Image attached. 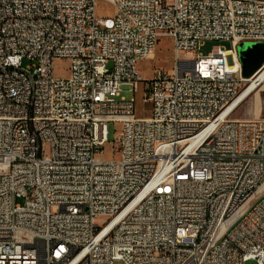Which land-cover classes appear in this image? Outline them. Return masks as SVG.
Returning <instances> with one entry per match:
<instances>
[{"label": "built area", "instance_id": "2783aa9c", "mask_svg": "<svg viewBox=\"0 0 264 264\" xmlns=\"http://www.w3.org/2000/svg\"><path fill=\"white\" fill-rule=\"evenodd\" d=\"M98 1L0 0V264H264V115L234 117L264 0Z\"/></svg>", "mask_w": 264, "mask_h": 264}, {"label": "rangeland", "instance_id": "374dc122", "mask_svg": "<svg viewBox=\"0 0 264 264\" xmlns=\"http://www.w3.org/2000/svg\"><path fill=\"white\" fill-rule=\"evenodd\" d=\"M113 5L106 0H99L97 2V16L106 17L112 16L114 14ZM221 46L226 50L231 49L229 43H219V42H206L200 49V53L203 56H208L215 47ZM30 62L24 60L23 65L27 66ZM69 63L66 60H58L54 64V74L57 77L64 78L68 75ZM140 73L145 79H150L155 70L161 69L165 72H170L173 68V48L172 42L166 38L160 39L154 57L150 61L140 62L138 65ZM124 90H128V87H123ZM264 89V88H263ZM133 96L132 93L124 92L122 98L130 99ZM137 96V113L138 116H147L150 107L142 101V93ZM264 115V92L260 91L251 95L248 100H246L236 111L235 118L237 119H252L254 116ZM117 126L110 125L109 130V142L105 148V155L103 156L105 160L114 159V138L115 129ZM24 198L18 199L19 204H24Z\"/></svg>", "mask_w": 264, "mask_h": 264}, {"label": "water", "instance_id": "95a60500", "mask_svg": "<svg viewBox=\"0 0 264 264\" xmlns=\"http://www.w3.org/2000/svg\"><path fill=\"white\" fill-rule=\"evenodd\" d=\"M238 55L242 76L250 79L264 64V42L243 43L238 47Z\"/></svg>", "mask_w": 264, "mask_h": 264}, {"label": "bare ground", "instance_id": "6f19581e", "mask_svg": "<svg viewBox=\"0 0 264 264\" xmlns=\"http://www.w3.org/2000/svg\"><path fill=\"white\" fill-rule=\"evenodd\" d=\"M154 57V56H153ZM260 81H264V72L261 74V76H260ZM264 87H262L261 88V90H259L260 92H262V91H264V89H263ZM256 92H258V91H252L250 94H248V95H246V98L244 99V102L246 101V100H248V98L251 96V95H253L254 93H256ZM245 97V95L243 96V98ZM242 98V99H243ZM256 117H258V116H256Z\"/></svg>", "mask_w": 264, "mask_h": 264}]
</instances>
